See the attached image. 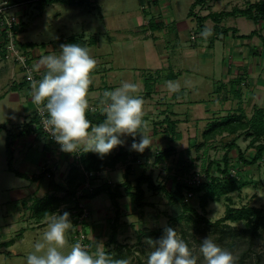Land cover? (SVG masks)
I'll use <instances>...</instances> for the list:
<instances>
[{
    "label": "crops",
    "instance_id": "1",
    "mask_svg": "<svg viewBox=\"0 0 264 264\" xmlns=\"http://www.w3.org/2000/svg\"><path fill=\"white\" fill-rule=\"evenodd\" d=\"M26 1L32 2V0H14L12 2L18 4ZM35 1L38 2L32 10L25 7L26 4L22 5L20 14L23 25L18 33V40L21 44H36L34 47L27 48L34 67L45 55L53 53L59 55L60 46L68 44L66 40L72 37L68 36L66 32L68 29H72L73 25L72 20L66 21L65 25L60 23V17L63 15L62 10L52 9L53 5H57V3L49 4L45 8V6L39 5L42 0ZM152 1L156 3V6L153 7L154 12L151 17L146 12L143 16V22L134 26L136 36L125 37L122 35L121 39L118 40L120 42L113 39L107 40L110 44L113 43L114 47L113 52H107L105 55L100 54L101 51L96 52V54L90 53L96 59L97 66L92 73L93 83L88 94L89 104H98L104 91L114 90L122 82L137 83L134 76L138 74L140 64L131 61L127 63L125 60L120 62V58L124 57L125 54L129 56L133 51L131 54L136 59H138L137 52L143 54L139 56L140 59L147 60L150 66L145 67H149L148 69L153 71L149 76L156 77L152 85L151 96L153 97L154 93L162 94L160 106H157L160 109V115L155 116L157 118L151 117L155 123L150 120V116L145 117L144 115L143 119L145 118L148 128L146 130L141 129V131L150 133L152 143L155 144L154 147L161 148L158 140H166L165 147L163 145L164 149L172 146L175 148V154L179 150L176 146L178 141L185 140L186 136L192 133V129L189 128L191 124H195L197 128L194 130V136L189 135L186 139L189 141L197 139L201 128L208 126L210 120L222 119L229 112H235L239 108L244 109L245 115L251 118L256 109H264V20L255 23L247 17H225L220 25L235 28L237 36H232V34L214 36L211 34L207 39L201 36L204 29L199 26L198 22V29L196 30L192 29L187 22V19L191 21L196 19L195 16L189 14L192 5L196 2L197 6L194 13L200 17H205L210 13L230 12L234 8L245 9L249 4L260 0H197L195 2L191 0L188 16L183 22H178L174 17L172 3L175 0ZM238 2L241 5H238ZM142 3L147 4L148 2L142 0ZM38 8L41 11L37 10ZM31 12H33L31 18L35 19L30 21L31 18H29L30 25L27 26V19ZM231 18L233 21L226 26L225 20ZM241 18H246L254 23V27L248 28L250 30L248 33L246 32L247 34L242 33L238 25ZM204 25L212 29L215 22L208 18ZM253 31H257L253 38H239V36L249 35ZM180 32L185 36L184 42L179 37ZM86 33H83L81 37L85 40L95 39L93 45L85 46L91 52L92 49L89 48L98 47L102 38L97 37V34ZM192 33H194V38H192ZM172 35L175 38L174 41H172ZM124 39L131 42L126 44ZM139 39L143 40V43ZM40 71L43 73V69ZM131 71L134 72L132 78L129 75ZM100 77H103V81ZM146 78L141 79L139 88L141 84L146 87ZM168 81L177 82L180 86L179 91L170 92L167 87ZM207 83H210L214 88L217 86L216 89L219 92L217 100L215 99L216 96L214 97L216 91L214 93L213 90L214 94H209L211 93L210 90L214 88L209 90V100L205 94H198L203 90L202 87L205 89L208 87L209 84ZM192 95L194 96L193 99L190 98ZM151 96L146 98L150 99ZM206 102H212V104L207 105ZM202 110L204 116L196 117L197 113ZM35 115L31 91L24 79L22 70L18 65L5 59V37L0 27V229L3 227L6 231H19L17 237L22 236L20 234V231L24 229L22 221H26L29 215L30 219L28 220L36 221L35 224L39 228L47 227L49 216L42 219L38 218L34 207L36 201L45 203L53 196L64 197L67 191L66 179L69 171L74 166L82 167L81 156L89 152L80 149V156L63 152L51 143L41 130L36 128ZM169 120L176 122L174 131L167 129ZM178 135L181 136L180 140L170 142L169 139L176 138ZM236 137H238V139L236 138V145L249 160L250 155L248 156V153L251 156L255 154V149L249 147L251 138L240 133ZM242 137L245 138L244 143L248 144L246 153L245 150L242 151L237 142ZM131 138L133 137H121L122 140L128 142ZM195 144H199V142ZM122 150L129 154L132 153L130 146L123 147ZM234 151L238 153L237 149H234L231 151L230 157ZM137 154L140 155L139 152L135 151L133 162L137 160L136 163L140 164L142 161L136 159ZM133 162L128 163L127 161V166H132ZM123 164L119 162L114 168L103 170L99 173L98 178L93 181L94 185L110 183L114 186L124 183L126 170L124 171ZM259 164L249 167L259 166ZM157 165L161 166L163 163ZM120 171L124 172L125 180L113 181L112 176ZM129 180L133 182L131 175ZM160 182L166 184L162 179ZM104 194L106 197H104L103 202L100 198ZM123 199L124 197L118 200L122 209V217L123 208L126 207V205L122 206ZM85 203L90 211L93 241L100 247L103 239L109 240L111 231L109 221L113 219L112 215L114 216L113 202L108 194L103 193L95 199H86ZM68 207L70 205L61 204L56 213L62 214ZM2 242L3 245L1 244V246L7 245L8 249L10 245H15L10 244V240ZM4 253L6 258L2 264H13L15 258L25 256L27 261L29 254L15 251L14 256H11L7 250H4ZM24 263L26 264V262Z\"/></svg>",
    "mask_w": 264,
    "mask_h": 264
},
{
    "label": "rangeland",
    "instance_id": "2",
    "mask_svg": "<svg viewBox=\"0 0 264 264\" xmlns=\"http://www.w3.org/2000/svg\"><path fill=\"white\" fill-rule=\"evenodd\" d=\"M5 1L12 2L14 0ZM34 1L35 0H32V2L26 1L25 3L19 2L18 4H15L16 6L11 9V11L21 17L22 20V16L20 14L23 8L22 5L26 4L25 7L32 10L35 8V4H37L38 2L35 1V3ZM79 1L82 2L78 3ZM175 1H173L172 3L174 17L178 20V22H183L184 19H186L188 16L191 7V0ZM195 1L197 0H194V2ZM144 2L148 3H142V0H76L75 4L72 5L57 3V5H53L52 9L62 10L63 15L62 17H60V23L64 24L66 21H73L72 29H68L66 32L68 36L74 35L75 38L77 37L79 39V37H81L83 33L87 34L86 32H89L94 35L97 34V37L102 38V42L100 43V45L102 46L98 45V47L89 48L92 49V51L89 53L96 54V52L101 51L102 53L100 54L105 55L107 52H113L112 49L114 47V45H112L113 43L110 44L107 40L113 39L118 41L119 39H121L122 35H124L125 37L136 36L137 33H135L134 31V26L143 22V16L146 12L151 17V14L154 12L153 7L156 3L152 0H144ZM240 2H238V5L240 4ZM142 4L145 5L142 6ZM39 5L45 6L46 8L48 7L49 3L39 2ZM37 10L41 11L40 8H38ZM32 14L33 12L30 13L27 19V26L30 25L29 18L32 17ZM34 19L35 18H31L30 21H34ZM232 21V18L227 19V21L225 20V25H230ZM187 22L192 29H198L196 19L192 21L190 19H187ZM238 25L240 26L242 33H248V30H250L248 28L254 27L253 21L246 18H241L238 22ZM173 33H175V31H173ZM179 37L180 39H183L182 42H184L185 36L182 34V32L179 33ZM172 39V41L175 40L173 35ZM126 40H123L126 42V44H128V42H131L130 40ZM139 40L140 42L143 41L141 39ZM131 53H133V51ZM131 53L129 56H126L125 54L124 57L120 58V62H124L125 60L127 61V63L131 61L132 63L136 62L137 64H140L138 66L139 72L136 76H134V72H129L131 73L129 74L131 78L134 76L139 85L141 79L144 77H150L149 75L150 73L152 74L153 71L151 69H148L149 67H145L150 66L148 65L147 60L140 59L139 56L143 54H139V52H137L138 59H136V57L132 56ZM100 78L103 81V77ZM207 84H209L208 87L206 89L205 87H202L203 90L198 94H205V96H208L209 100L210 95L214 94L216 91L217 95L215 94L214 97L216 96L215 99L217 100L219 93L216 89L217 86L214 88L210 83ZM209 90L211 91V93H209ZM213 90L214 93L212 92ZM208 93L210 95H208ZM138 95H140L144 100L145 117L150 116V120L155 123V121L151 119V117L157 118L155 116L160 115V109L157 106H160L159 103H161L160 101H162L160 99L162 94L154 93L153 97L151 96L150 99H147L145 96L146 87L141 84ZM193 97V95L192 97L190 96L191 99H193ZM206 104L211 105L212 102H206ZM96 105L100 106L99 103H96ZM222 106L224 107V104H222ZM239 109L244 110L242 108ZM202 116H204L203 110L196 115V117L198 118H201ZM212 121L213 120H210L209 123ZM149 125L155 126L154 124ZM194 125L195 124H191L189 126V128L192 129V133L189 134L191 136H194V130L195 128H197L196 125ZM205 127L201 128L202 130L199 132L197 139L191 141L186 140L189 136L188 135L186 136L185 140L178 141L179 143H177L176 146L179 150L161 166L157 165L154 160L157 152L162 151L161 149H164L167 143L166 140H158V143L162 146H160L161 148H159L158 146L154 147L155 144L152 143L153 145L145 149L142 153L139 152L140 155L137 154L136 159L140 160V162L142 161L140 164L136 163L137 160L133 162L135 151L130 150L132 153L129 154L127 161L128 163L133 162L131 166L132 173L130 174L133 182L135 178L139 177L142 174L143 171H146L145 173L151 174L155 181L160 182L161 179L162 181H165L167 188L171 190L174 188L175 183L181 181L183 176L190 175V173L194 172L205 173V169L207 168L209 162L216 161L222 164V158L226 152V144L230 143L233 139H238V137H236L237 135L230 136L227 134L218 136L212 143V146H210L208 153L205 154L204 148L199 150L197 149V146H194L196 142H199L200 144L203 141V138L201 137L206 129ZM135 139L138 142L140 139V135H138ZM123 141L124 144L118 146L119 148L117 147L118 151H120L123 147L131 146L133 138H131L129 142L125 140ZM244 141L245 138L242 137L237 142L239 143L242 151L245 150L246 153V146L248 144H245ZM76 154L79 153L77 152ZM248 156L251 158L253 155L251 156V154L248 153ZM238 157L239 156L236 151L231 154V167L232 169H235L237 173V176L234 179L238 183L245 184V186L240 191L231 194V202L228 201L227 198L223 197L219 202H210L205 211L200 206L201 196L197 195L189 202H187L192 208H195L201 215L207 217V219H209L211 222H215L218 219L223 218L225 215V210L229 205H233V207L235 208L253 206L262 209L264 213V160L259 166L249 167L243 165L239 161ZM180 161H183L186 165H184V163L183 165H180ZM126 167L127 162L123 164L124 171L126 170ZM212 172L215 173V176L219 175L216 166H213ZM112 179L115 182H120L124 179V172L120 171L116 173L112 176ZM144 188L147 191V205L142 210H133L130 205V198H128V196H125L122 200V206L126 205V207L123 208V217L121 218V222L119 225L120 233L117 237L118 243L113 244L110 243L108 239H103V242L99 247L103 251H109L112 255L116 256L117 259H129L130 264H147V258L152 249L147 244L146 240L148 238H151L152 240H158L164 234V229L166 227H172L177 231L178 236L188 244L189 248L193 251V254L198 257L197 264H204V260L199 249L201 242L209 236H211L212 239L223 249L230 251L234 255V257H236V259H238L242 255V253L246 251L247 257L245 259V264H264V229L259 230L260 235L256 236L254 239H250L249 233L245 234V236L239 237H233L231 235L230 237L223 239L221 234L218 232L220 229L227 230L230 226L237 230H250L248 221H227L226 225H221L217 228L208 226L202 222L198 223L196 222L198 221L197 217L191 212H185L180 204L170 202L168 197H166L163 193L155 194L149 191L146 186ZM104 197H106L105 194L100 198L103 202ZM38 204H40V201H36L34 207H38ZM113 217L114 216L112 215V218ZM28 219H30V215L27 216L26 221H22L24 223V229L23 231H20V234H22L21 237H17L19 231H6L3 227L0 229V264H2V261L6 258L4 250L10 252L11 256H14L15 251L25 252L26 254H28L33 251L34 243L41 239L43 232L46 230V227L43 226L42 228H39L35 224L36 221H30ZM92 219L94 218L92 217ZM95 220L97 221L96 218ZM28 226L31 227L29 228ZM69 238L70 237L67 234L68 245L64 249L65 252L69 251L70 247L73 245L71 240L69 241ZM4 240H10V244L15 245H10L9 249L7 245L2 247L1 244L3 245L2 241ZM25 259L26 256L15 258L13 264H25ZM235 264L239 263L235 262Z\"/></svg>",
    "mask_w": 264,
    "mask_h": 264
},
{
    "label": "clouds",
    "instance_id": "3",
    "mask_svg": "<svg viewBox=\"0 0 264 264\" xmlns=\"http://www.w3.org/2000/svg\"><path fill=\"white\" fill-rule=\"evenodd\" d=\"M212 34L210 28L201 33L204 39ZM59 55L48 54L38 61L35 70L43 69L40 80L32 79L31 98L43 115L46 130L66 153L80 149L92 151L101 158L124 144L122 136L133 137L130 150L142 153L152 144L144 117V100L138 95L137 83L122 82L111 91H104L99 103L105 115L103 122L93 126L87 118L88 94L92 85V73L97 61L89 50L77 43L62 44ZM170 92L179 91L177 82L168 81ZM137 134L140 139H135ZM70 213H53L48 217L46 230L34 243L33 251L27 256L26 264H130L129 259H114L101 248L90 253L80 242L65 252L68 245L67 233L72 228ZM151 247L147 264H197L198 257L172 227H166L158 240L148 238ZM204 264H235L236 257L218 245L211 236L206 237L199 249Z\"/></svg>",
    "mask_w": 264,
    "mask_h": 264
},
{
    "label": "trees",
    "instance_id": "4",
    "mask_svg": "<svg viewBox=\"0 0 264 264\" xmlns=\"http://www.w3.org/2000/svg\"><path fill=\"white\" fill-rule=\"evenodd\" d=\"M44 3H62L66 5L75 4L76 0H42ZM79 1L78 3H81ZM16 3V2H15ZM197 6V2L194 3L190 10V16H195L199 26L203 29L206 28L204 22L211 18L215 22V26L211 29L212 35L218 36H228L232 34V36H237V30L235 28H227L222 27L220 24L225 17L230 16H242L252 19L255 23L260 20H264V0L257 1L255 3L249 4L245 9L234 8L230 12H222V13H210L208 16L200 17L194 13V9ZM21 20V19H20ZM23 25V22H22ZM21 29V28H20ZM4 34V33H3ZM257 34V31H253L249 35L239 36V38L250 39L253 38ZM194 36V33H192ZM194 38V37H192ZM94 40V41H93ZM66 43H77L81 47H85L87 45H93L95 43V39L90 38L89 40H85L82 37L75 38L74 36L69 37L66 40ZM21 47L25 50L27 48L34 47L36 44L27 43L21 44ZM30 62H32L30 60ZM156 77L150 76L146 78V97L151 96L152 85ZM87 118L91 121L93 126L98 125L103 122L105 119V115L102 112H88ZM35 123L38 122V118L35 115ZM176 127L175 121H170L167 123V129L170 131H174ZM241 133L251 138L249 143V147L255 149V154L249 159H246L244 153L241 152L239 147L236 145V139L226 144V152L222 158L223 163H219L216 161L209 162L207 168L205 169V173L208 177L207 181L202 183L201 185L191 188L183 181L184 177H182L181 181L175 183L174 188L169 190L166 184L155 181L151 174L142 173L139 177L135 178L134 182L129 180V176L132 172L131 165L127 166L126 169V181L119 185H111L110 183H103L93 189L92 192L87 193L84 198L87 200H92L97 198L103 193L108 194L109 198L113 202L114 205V217L109 221L110 223V243H118L117 237L119 235V225L122 218V209L118 200L122 199L125 196L130 198V204L133 210L139 211L142 210L146 205V189L155 194L163 193L166 197H168L169 201L172 203H178L181 205L182 209L185 212H191L194 214L198 221L202 222L211 227H220L221 225H226L227 221H241L247 220L250 225V230H237L233 227H228L227 230L220 229L218 232L221 234L222 238H228L231 235L233 237L245 236V234L249 233L250 239H254L256 236L260 235L261 229H264V213L262 209L253 206H247L242 208H235L233 205H229L225 210V215L223 218L218 219L215 222H211L207 217L201 215L195 208H192L189 203L185 202V193L187 191H192L195 196L199 195L200 197V206L205 211L206 207L210 202H219L221 198L225 197L228 201L231 202L230 195L234 192L240 191L245 184L238 183L234 178L229 176L231 167V159L230 153L234 149H237L239 153V161L245 165H258L264 160V109H256L253 116L251 118L247 117L244 113V110L238 109L235 112L229 113L222 120L215 119L212 122L208 123L207 128L203 132L202 138L203 141L200 144H195L197 149H205L204 153L207 154L210 146L214 140L221 135L227 134L230 136H234ZM181 139V136L178 135L176 138L169 139L170 142H175ZM175 152V148L169 146L162 151H159L155 157L156 164H162L169 160ZM129 157V153L124 150H117V147L111 151L110 154L101 158L97 153L89 151L81 156V166L82 167H72L67 176V191L66 195L62 198L58 197H50L45 203H40L36 207V214L39 219L44 217H48L53 213H56L61 204L65 203L70 205V207L66 208L65 211L72 210L73 206V197L76 191L86 182V173L92 172L94 173V177L92 178L95 181L98 178L99 173H101L106 168H114L119 162L126 163ZM182 160V159H181ZM180 165H183V161L179 162ZM184 165H186L184 163ZM260 165V164H259ZM213 166H216L218 174L215 176L213 170ZM11 169V166H10ZM186 172V171H185ZM236 178V177H235ZM202 194V195H200ZM63 213V212H62ZM72 231L71 229L68 232L70 237ZM71 240V239H70ZM72 242V241H71ZM98 248L96 243L92 244V250L95 252ZM112 258L117 259L116 256L112 255L109 251H105ZM247 257V252H243L242 255L236 259L235 262L239 264H245V259Z\"/></svg>",
    "mask_w": 264,
    "mask_h": 264
},
{
    "label": "built area",
    "instance_id": "5",
    "mask_svg": "<svg viewBox=\"0 0 264 264\" xmlns=\"http://www.w3.org/2000/svg\"><path fill=\"white\" fill-rule=\"evenodd\" d=\"M14 2H7L5 0H0V27L3 29L4 37H5V59L7 61H11L14 64L18 65L24 74V79L29 85V89L31 91V82L29 80V75H31L32 79L40 80L43 76V73L39 70H35V67L30 62L31 58L28 56V50H25L21 47L18 40V33L20 28H22V23L20 17L11 11L15 7ZM192 37H194L192 35ZM35 106V114L38 118L37 124H35L38 130L43 132L47 139L53 143L55 146L61 149V146L55 141V139L51 136L50 132L45 129L43 120L47 118V113L45 112L41 115L38 107ZM88 112H102L101 105L89 104ZM77 152H75L76 154ZM79 154H76L80 156ZM236 170H230L229 176L235 178ZM51 177L50 174H48ZM94 177V173L87 172L86 173V182L76 191L73 197V208L68 211L70 213V220L72 222L71 235L70 239L73 244L76 242H80L90 253H95L92 250V244L96 243L92 238V225L90 224V211L86 206L84 196L92 192L97 185H94L92 178ZM183 181L189 187L194 188L205 181H207L208 177L206 173L194 172L190 173V175L183 176ZM182 180V179H181ZM98 184V183H97ZM195 197V194L192 191H187L185 193V201L189 202L191 199ZM63 214V213H62Z\"/></svg>",
    "mask_w": 264,
    "mask_h": 264
}]
</instances>
